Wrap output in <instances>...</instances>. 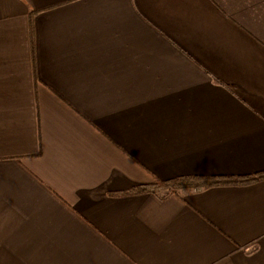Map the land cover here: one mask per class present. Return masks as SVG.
Segmentation results:
<instances>
[{"label":"crops","instance_id":"0c3cea01","mask_svg":"<svg viewBox=\"0 0 264 264\" xmlns=\"http://www.w3.org/2000/svg\"><path fill=\"white\" fill-rule=\"evenodd\" d=\"M264 0H0V264H264Z\"/></svg>","mask_w":264,"mask_h":264},{"label":"trees","instance_id":"16d2710c","mask_svg":"<svg viewBox=\"0 0 264 264\" xmlns=\"http://www.w3.org/2000/svg\"><path fill=\"white\" fill-rule=\"evenodd\" d=\"M261 178H264V170L246 175H186L168 180H156L147 184H139L122 193L152 192L166 197L179 193L183 189H200L223 184H242Z\"/></svg>","mask_w":264,"mask_h":264}]
</instances>
